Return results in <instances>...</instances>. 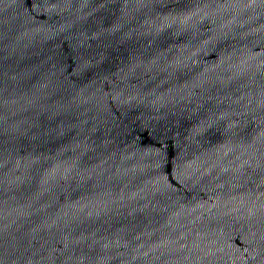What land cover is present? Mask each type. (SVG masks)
<instances>
[{"label": "water", "instance_id": "95a60500", "mask_svg": "<svg viewBox=\"0 0 264 264\" xmlns=\"http://www.w3.org/2000/svg\"><path fill=\"white\" fill-rule=\"evenodd\" d=\"M0 264H264V242L120 115L28 0H0Z\"/></svg>", "mask_w": 264, "mask_h": 264}]
</instances>
